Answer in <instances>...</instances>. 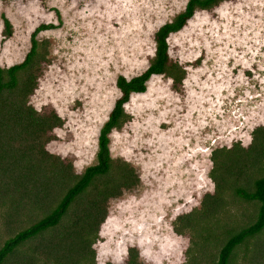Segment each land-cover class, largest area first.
<instances>
[{
    "label": "rangeland",
    "instance_id": "1",
    "mask_svg": "<svg viewBox=\"0 0 264 264\" xmlns=\"http://www.w3.org/2000/svg\"><path fill=\"white\" fill-rule=\"evenodd\" d=\"M185 2L0 0V67L19 63L33 29L49 25L35 36L45 42V55L27 101L38 114L52 110L61 119L43 148L70 163L74 174L94 163L98 128L118 96L115 77L129 78L146 67L154 30ZM3 18L11 26L7 36ZM167 46L169 58L185 71L183 80L173 85L152 75L145 91L132 93L124 104L129 119L108 135L110 157L127 162L137 182L106 200L91 244L94 264H125L127 248L136 251V264H213L226 238L223 228L237 229L255 215V205L231 189L222 194L219 223L208 224L197 212L202 196L214 190L210 152L234 142L247 147L251 130L264 125V0H221L196 8L168 35ZM259 160L249 159L239 186L250 188L260 175ZM61 192L49 190L51 206ZM6 209L0 201V244L42 215L30 204L15 217ZM192 212L191 230L185 223ZM252 237L233 247L227 264H264V228ZM35 244L28 241L22 251L29 253Z\"/></svg>",
    "mask_w": 264,
    "mask_h": 264
},
{
    "label": "trees",
    "instance_id": "2",
    "mask_svg": "<svg viewBox=\"0 0 264 264\" xmlns=\"http://www.w3.org/2000/svg\"><path fill=\"white\" fill-rule=\"evenodd\" d=\"M219 1L186 0L180 12L154 30L153 53L146 67L129 78L122 74L115 77L118 96L98 128L94 163L78 174L73 173L70 163L63 162L43 148V142L50 138L48 133L61 125L59 116L52 110L38 114L27 101L36 86L39 61L45 55V42L38 41L35 36L49 25L41 24L33 29L29 35V48L19 63L0 67V201L6 202L7 216L15 217L18 209L29 204L42 214L2 241L0 264H47L46 260L52 261L51 264H94L91 244L96 238L98 225L105 217L106 200L118 196L122 189H128L137 182L127 162L110 157L108 135L129 119L123 109L124 104L132 93L145 91L146 82L152 75H163L173 85L183 80L184 69L168 56L167 37L181 29L196 8L209 9ZM10 31L8 20L3 18V34L7 36ZM251 137L247 147L234 142L228 148L213 149L209 155L211 167L208 177L214 190L202 196V210L197 212L206 223H219L220 214L224 212L222 194L225 189H231L236 197L255 205L251 222L237 229L223 228L221 233H225L226 238L218 248L213 264H227L235 245L253 238L264 228V125L254 127ZM253 157L260 159V175L247 189L238 184ZM54 186L62 188V192L51 206L54 196L48 194ZM23 195L27 198L26 204L22 201ZM192 215L193 212L185 217V226L190 225L191 230ZM66 216L68 219L65 221H69L63 225L62 220ZM59 226L63 227L58 229ZM54 229L58 231L52 235ZM173 230L181 234L176 225ZM215 235L205 239H212ZM32 240L36 244L28 250L29 253L22 251L21 247ZM127 254L125 264H136V251L127 248ZM190 261L194 263L195 259L191 257Z\"/></svg>",
    "mask_w": 264,
    "mask_h": 264
}]
</instances>
